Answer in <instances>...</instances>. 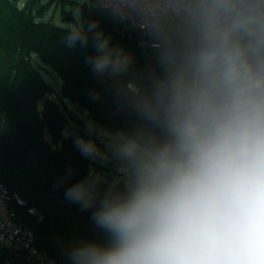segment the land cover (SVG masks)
Masks as SVG:
<instances>
[{
	"label": "clouds",
	"instance_id": "obj_1",
	"mask_svg": "<svg viewBox=\"0 0 264 264\" xmlns=\"http://www.w3.org/2000/svg\"><path fill=\"white\" fill-rule=\"evenodd\" d=\"M96 3L157 64L136 70L96 22L67 26L69 47L93 34L86 63L138 120L114 132L89 122L104 151L75 140L115 176L99 199L98 174L65 191L109 238L73 245L70 264H264V0Z\"/></svg>",
	"mask_w": 264,
	"mask_h": 264
},
{
	"label": "trees",
	"instance_id": "obj_2",
	"mask_svg": "<svg viewBox=\"0 0 264 264\" xmlns=\"http://www.w3.org/2000/svg\"><path fill=\"white\" fill-rule=\"evenodd\" d=\"M50 2L0 0V182L7 187L15 219L34 233L37 248L70 264L67 252L73 245L107 244L109 238L91 218L94 207L82 210L65 198L68 187L92 173L93 160L82 156L75 139L64 134L68 120L61 105L70 102L113 132L130 130L138 120L119 110L112 81H99L86 63L96 55L93 34H88L87 46L69 47L68 28L45 18ZM79 12V23L86 29L96 22L112 45L134 57L136 70L156 66L155 52L141 45V34L127 30L95 0L79 3ZM41 70L58 77V89L45 81ZM108 185L103 180L98 184V199ZM30 207L42 218L29 213ZM7 261L27 264L24 257L0 246V264Z\"/></svg>",
	"mask_w": 264,
	"mask_h": 264
},
{
	"label": "rangeland",
	"instance_id": "obj_3",
	"mask_svg": "<svg viewBox=\"0 0 264 264\" xmlns=\"http://www.w3.org/2000/svg\"><path fill=\"white\" fill-rule=\"evenodd\" d=\"M48 1L51 2L45 14V18H50L54 23L67 27L68 25L75 24V22H79V3L88 0H41V2ZM69 16H72L74 18V21H65ZM41 73L45 81L50 83L54 89L59 88L61 81L53 72L41 70ZM61 107H64L65 115L67 116L68 120L64 128V134L65 132H67L66 136H72L75 140L78 137L91 139L96 142L101 151H104V145L100 143V138L95 134L89 135L87 131V125L89 122H93L99 128H105L102 127L99 123L89 119L84 111H82L79 107L71 104L70 102L64 101L63 106L61 105ZM91 171L93 174L100 175L103 181L110 183L115 176L114 162H100L93 160Z\"/></svg>",
	"mask_w": 264,
	"mask_h": 264
},
{
	"label": "built area",
	"instance_id": "obj_4",
	"mask_svg": "<svg viewBox=\"0 0 264 264\" xmlns=\"http://www.w3.org/2000/svg\"><path fill=\"white\" fill-rule=\"evenodd\" d=\"M124 27L129 31H134L126 24ZM120 31L123 33L122 30ZM9 200L7 187L0 182V246L24 257L27 264H66L64 261L56 260L45 250L37 248L34 233L17 222ZM15 201L17 204H23L17 196H15ZM27 211L37 216L38 219L42 218V215L33 207L28 208ZM6 264H10L9 261Z\"/></svg>",
	"mask_w": 264,
	"mask_h": 264
}]
</instances>
